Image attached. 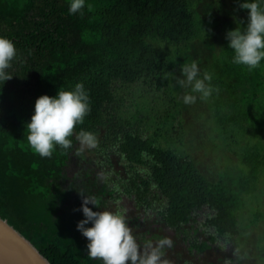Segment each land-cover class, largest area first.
<instances>
[{
	"label": "trees",
	"instance_id": "1",
	"mask_svg": "<svg viewBox=\"0 0 264 264\" xmlns=\"http://www.w3.org/2000/svg\"><path fill=\"white\" fill-rule=\"evenodd\" d=\"M201 1L197 0L198 8ZM232 2L227 8L218 0L209 10L193 11L188 0H86L83 15H70L68 0H0V35L12 39L17 49L7 70L13 77L0 86V217L51 264H102L101 259L87 255L84 236L77 241L71 237L76 222L83 218L78 192L96 198L101 210L106 209V196L111 194L105 186L98 188L88 167L78 168L82 178L75 171L68 175L66 163L75 134L81 128L91 131L106 124L105 106L115 98L114 79L129 83L146 77L152 80L172 67L171 63L166 68L152 42L189 43L200 31V21L211 22L222 12L231 17L225 26L243 29L247 10L239 9V0ZM224 49L222 63L214 58L216 76L210 81L214 91L206 98L208 107L204 104L201 111L214 114L212 105L221 106L223 115L216 113L218 121L223 125L244 121L240 126L234 123L244 127L237 130L243 137L248 133L247 122L264 117V60L249 70L232 62V49ZM76 82H82L88 91L90 111L69 137L73 141L70 148L57 145L51 156L42 157L27 141L25 123L34 100L40 94L55 95L57 88H70ZM226 133L222 129L219 135ZM179 142L180 146L163 147L152 137L128 133L119 146L130 161L143 162V152L152 155L151 176L146 181L151 195L137 196L135 202L150 205L158 201L161 217L154 219L156 227L144 226L142 245L162 237L156 229L190 227L189 231L185 228L183 238L187 257H196L192 252H213L206 264H229V254L238 247V235L257 229L264 220V201L256 196L259 164L255 162L264 160V152L245 148L239 156L243 166L234 175L233 170L226 171L233 181L223 177L212 181L182 154L186 151L181 139ZM107 148L104 142L102 149ZM204 208L207 214L198 217L196 209ZM125 217L133 233L140 228L135 217L129 213ZM187 233L192 235L185 236ZM176 246L173 242L166 249L165 258Z\"/></svg>",
	"mask_w": 264,
	"mask_h": 264
},
{
	"label": "rangeland",
	"instance_id": "2",
	"mask_svg": "<svg viewBox=\"0 0 264 264\" xmlns=\"http://www.w3.org/2000/svg\"><path fill=\"white\" fill-rule=\"evenodd\" d=\"M221 1L227 8L233 4V0ZM188 2V6H192L193 11H205L209 10L210 5L216 4L218 0H202L199 8L197 0H188ZM217 13H219L218 10ZM209 20L200 21L198 24L200 31L195 38L184 45L175 46L163 40L157 43L152 42L167 63L166 68L172 63V67H169L163 74L152 80L146 77L133 83L114 79L111 88L115 98L113 102L105 106L104 120L107 122L91 130L97 135V147L86 148L78 155L77 150L80 145L75 138L74 147L66 163V168L70 172L69 176L72 171H75L77 176L82 178L83 174L78 171V168L88 167L99 182L98 188L105 186L111 190V194L106 196V209L124 211V215L129 213L140 222V228L133 235L142 249L144 248L142 242L145 238L142 229L145 225L156 227L154 219L161 217V211L156 205L158 201H151L150 205L147 203L138 205L135 202L137 196L151 195V192L146 189V181L151 176L153 160L148 152L141 153L143 162L125 159L124 152L119 149V146L126 134L138 133L142 137L149 136L155 139L156 144L171 148L172 143L180 146L179 139H181L182 147L186 151L182 154L189 157L203 176L212 181H218L221 177L226 181H233L226 171L233 170L232 175H234L236 173L234 170L243 166L239 156L245 148L250 147L252 150L264 152V147L261 146L264 136V131L261 130L264 127V117L247 122L248 133L239 137L237 130L242 131L244 127H238L234 123L239 125L242 120L229 121L223 125V122L220 123L218 121L220 119L216 117V113L222 110L221 106L215 107L211 104L214 114L209 110L201 111L206 99H200L199 94H195L197 99L194 103L185 104L182 101V96L190 92L189 88L181 87L177 82L184 65L195 61L200 69L201 77L208 72L214 78L216 76L214 58L222 63L224 48L227 46L225 33L229 29L224 22L231 20V17H225L222 12L219 18H213L211 22ZM234 25L238 26L236 22ZM169 95L172 96L167 99ZM205 106L208 107V104ZM243 122H241L242 125ZM222 129L227 131V136L219 135ZM104 142L109 148L102 149ZM104 161H108L109 164L103 163ZM255 162L259 164L256 196L264 201V160L256 159ZM118 196H120L119 200H117ZM196 210L198 217L207 214L205 208ZM197 223L200 225V221ZM244 224L247 226L245 220ZM162 228L156 229V232L162 233V237H170L173 242L177 243L173 253L166 256L168 264H206L210 257L209 253L213 252L206 254L192 252L196 257H187L183 253L185 228L189 231L190 227H182L177 231L173 228ZM188 234L192 235V233H187L185 236ZM71 237L76 241L79 237L83 238V235L76 229V225ZM238 237V247L235 248L234 253L229 254L231 258L229 264H264V239H262L264 220L257 229L253 228L247 233H240ZM165 252L169 253V250Z\"/></svg>",
	"mask_w": 264,
	"mask_h": 264
},
{
	"label": "clouds",
	"instance_id": "3",
	"mask_svg": "<svg viewBox=\"0 0 264 264\" xmlns=\"http://www.w3.org/2000/svg\"><path fill=\"white\" fill-rule=\"evenodd\" d=\"M86 0H68V13L81 14ZM239 9L247 10L246 26L234 27L225 33L227 47L232 49V62L246 66L249 70L259 66L264 60V0H239ZM90 7V5H88ZM17 56L12 39L0 35V86L13 77L7 71ZM177 82L190 92L182 96L185 104L208 98L214 88L210 81L212 75L200 69L195 61L181 68ZM90 111V97L82 82L72 87L56 90L55 95L40 94L33 104L30 118L25 123L28 129L27 141L32 150L42 157L52 155L54 146L68 149L73 141L76 125L82 124ZM79 142L77 154L96 148L97 135L81 128L75 134ZM81 197L79 211L83 218L76 222V229L86 238V253L90 258H99L102 264H168L165 250L173 247L170 237H161L156 241H147L142 249L133 235L132 228L122 211L101 210L94 197L78 192ZM95 206L93 210L89 205Z\"/></svg>",
	"mask_w": 264,
	"mask_h": 264
},
{
	"label": "water",
	"instance_id": "4",
	"mask_svg": "<svg viewBox=\"0 0 264 264\" xmlns=\"http://www.w3.org/2000/svg\"><path fill=\"white\" fill-rule=\"evenodd\" d=\"M0 264H51L8 220L0 217Z\"/></svg>",
	"mask_w": 264,
	"mask_h": 264
}]
</instances>
